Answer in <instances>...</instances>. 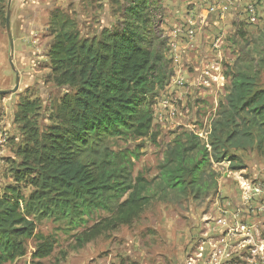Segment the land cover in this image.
<instances>
[{
    "label": "trees",
    "instance_id": "1",
    "mask_svg": "<svg viewBox=\"0 0 264 264\" xmlns=\"http://www.w3.org/2000/svg\"><path fill=\"white\" fill-rule=\"evenodd\" d=\"M150 6L149 0H131L120 27L91 39L80 36L66 13L50 14L52 81L69 93L60 100L57 122L42 131L30 116L34 104L17 106L15 120L25 140L12 171L15 184L0 193V264L26 256L31 239L32 261L52 254L53 239L35 232L42 220L78 230L96 212L110 213V220L81 233L76 243L82 247L107 230L131 224L149 204L150 182L133 175L140 147L115 151L109 141L155 143V98L170 72L153 48ZM249 67L232 73L206 143L185 131L165 147L156 177L160 193L206 199L217 193L213 164L232 163L237 160L232 153L240 150L264 152V88L259 71ZM21 185L30 188L28 194Z\"/></svg>",
    "mask_w": 264,
    "mask_h": 264
},
{
    "label": "rangeland",
    "instance_id": "2",
    "mask_svg": "<svg viewBox=\"0 0 264 264\" xmlns=\"http://www.w3.org/2000/svg\"><path fill=\"white\" fill-rule=\"evenodd\" d=\"M232 1L235 2L232 7L224 11L220 9L224 1L149 0V31L154 37L153 48L164 56L167 70L171 71L169 80L175 78L171 70L172 62L168 60L169 50L176 51L178 46V41L169 42V33H180L186 27L185 32H189L187 36L197 39L198 34L206 31L203 25L211 16H216L221 21L227 20V24L221 29L213 25L215 31L207 30L209 40L205 45L206 58L198 67L199 86L205 90L223 88L220 99H214V94L218 93L215 90L204 97H189L181 113L177 116L174 113L171 122H163L164 127L160 123L153 124L155 143L148 139L137 142L109 141V146L115 151L140 147L133 175L140 174L150 182V202L139 217L129 225L105 231L82 247H78L76 243L81 233L88 231L96 223L110 220V213L96 212L89 218L85 228L78 230H68L64 223L42 220L36 224L35 232L53 239L52 254L45 259L32 261L35 241L31 239L26 242V256L17 262L183 264L188 253L202 241L204 229H200V218L205 214H215L216 202H219L218 191L221 192V198L223 193H229V186L233 184L234 178L227 177L238 174L242 178L264 183V152L260 153L255 149L233 152L237 160L232 163L225 161V165L218 168L212 166L217 175V193L200 201L177 198L169 192L160 193L156 179L165 147L182 132H205L224 105L228 88L223 87L224 83L222 87L219 83L210 88L203 87L202 72L205 69L215 77L222 75L224 81L229 83L232 73L250 66L251 70L259 71L258 84L264 88V0H228ZM130 2L131 0H3L0 6V91H6L7 94L0 95V193L15 184L12 171L20 163L17 151L22 148L25 140L21 126L15 120L18 104L22 101L34 104L35 110L30 116L38 130L42 131L57 122L55 117L60 100L69 93L52 81L48 59L53 40V35L48 30L50 14L55 10L66 13L74 21L80 36L91 39L97 37L103 29L120 27ZM205 5L209 8H205ZM249 5L255 7L254 22L248 20ZM7 12L11 46L6 31ZM204 18L205 22H202ZM195 26V33H190L194 32ZM174 83L176 86L181 84L179 81ZM157 98L158 95L155 104ZM234 166L240 168L234 170ZM21 188L24 195L28 194L29 187L21 185ZM261 221L252 220L253 223ZM262 236L264 235H253L256 241ZM247 250L241 252L244 257L251 256V252ZM247 260L248 258L243 261L236 258L230 264H246Z\"/></svg>",
    "mask_w": 264,
    "mask_h": 264
},
{
    "label": "crops",
    "instance_id": "3",
    "mask_svg": "<svg viewBox=\"0 0 264 264\" xmlns=\"http://www.w3.org/2000/svg\"><path fill=\"white\" fill-rule=\"evenodd\" d=\"M219 0H217L218 2ZM216 2V3H217ZM220 2V1H219ZM233 2H226L223 4L227 5V8H231L233 5ZM230 4V5H229ZM242 5V3L240 4ZM204 7V6H203ZM209 6L205 5V8ZM203 18V17H201ZM210 19V20H209ZM203 27H205L206 31H204L201 34H198L199 37L196 39V37H189L187 36L186 27L184 30L180 33H169L167 35L169 38V42H174L178 41V46L176 51H170V56L168 57V60L172 62L171 70L175 74L174 79H170L167 82V85L159 91L158 93V98L156 99V104L154 105V121L153 124L155 123H160L162 124V127H164L163 122H171L172 121V116L174 113L176 116L178 113H181V111L184 108V104L187 100H189V97H195L196 95L198 96H206L207 94H211L214 90L218 91V93L214 94V99H220L221 98V91L223 88H212L209 90H205L204 88L199 86V81L197 80L198 78V70L202 64V61L204 58H206L204 55L206 54V44L209 40V34H207V30H214L216 28H213V25H216V27H223L225 24H227V20L221 21L219 20L216 16H211L209 18ZM213 19V20H211ZM241 21V19H239ZM202 22H205V18L203 19ZM201 22V23H202ZM203 24V23H202ZM175 27V26H174ZM202 27V28H203ZM215 27V26H214ZM193 28V27H192ZM196 26L194 29V32L190 33H195L196 31ZM199 31V30H198ZM197 33V32H196ZM207 36V37H206ZM205 37V39H204ZM207 38V39H206ZM168 42V43H169ZM221 60V58H220ZM219 60V61H220ZM199 67V68H198ZM169 72L170 69H168ZM175 81L181 82L179 86L175 85ZM229 83H226L224 81V86L225 88H228ZM209 91V92H207ZM222 100V99H221ZM225 163H218V164H213L214 168H218L221 166H224ZM227 177V175H226ZM233 177V184L229 186V193H223L222 198H227L229 196V199H224L220 197L219 194H221L220 191H218L217 197L219 198V202L217 204L216 202V212L213 216L210 214L208 215H203L200 218V229H204L203 234L211 233L209 228L206 227L203 224V219L211 218L215 219L218 218L221 212H224L227 216H236L237 219H244L245 221H248L249 218L247 215H245V210L242 204V197H241V190H240V183L242 180H247L248 182L252 183L255 187L260 189L261 195L254 200V204L258 202L263 196H264V183L260 180H253L249 178H242L238 174H234L232 176H228L227 178ZM213 227V225H211ZM252 231H250L251 233ZM201 234V236L203 235ZM23 258H20L13 263L10 264H21L17 261L21 260ZM256 264H263L261 259H253Z\"/></svg>",
    "mask_w": 264,
    "mask_h": 264
},
{
    "label": "built area",
    "instance_id": "4",
    "mask_svg": "<svg viewBox=\"0 0 264 264\" xmlns=\"http://www.w3.org/2000/svg\"><path fill=\"white\" fill-rule=\"evenodd\" d=\"M219 1L228 2V0ZM226 8L227 5H224L220 9L226 11ZM247 8L248 20L254 22L255 7L249 5ZM202 76V85L205 88H210L213 84L218 85V83L220 87L223 86L224 78L220 74L215 77L212 72L209 73L205 69ZM206 131L193 133L201 142L206 143L210 124ZM240 190L245 215L249 220L245 221L242 218L237 219L236 216H227L224 212H221L218 218L203 219V224L209 228L211 233L202 235L199 246L188 253L183 264H230L236 258H239L240 261L248 258L246 264H256L253 259H261L264 263V236L258 237L257 241L253 237L257 234L264 235V196L254 204L255 198L261 195V191L247 180L241 181ZM252 220L262 221L253 223ZM250 231L252 232L250 233ZM243 250L251 252V256L244 257L241 253Z\"/></svg>",
    "mask_w": 264,
    "mask_h": 264
},
{
    "label": "water",
    "instance_id": "5",
    "mask_svg": "<svg viewBox=\"0 0 264 264\" xmlns=\"http://www.w3.org/2000/svg\"><path fill=\"white\" fill-rule=\"evenodd\" d=\"M6 31H7V33H8V38H9V40H10V46L12 45V40H11V37H10V26H9V12H7V14H6ZM10 65H11V68L13 69V66H12V63L10 62ZM16 86H17V81H16ZM5 94H7V92L6 91H0V95H5Z\"/></svg>",
    "mask_w": 264,
    "mask_h": 264
}]
</instances>
